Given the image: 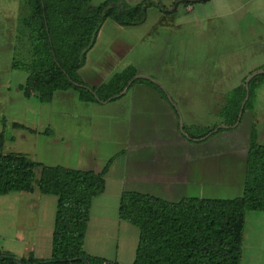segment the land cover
<instances>
[{"label":"crops","instance_id":"0c3cea01","mask_svg":"<svg viewBox=\"0 0 264 264\" xmlns=\"http://www.w3.org/2000/svg\"><path fill=\"white\" fill-rule=\"evenodd\" d=\"M173 1L167 4L169 10ZM184 1L176 0L173 10L183 9L177 13L176 22L170 23L175 28H152L165 17L157 6L147 10V18L152 14L151 28H145L147 19L133 26H123L112 19L121 28H104L111 21L107 19L79 70L84 82L95 87L108 82L116 72L133 65L139 76L153 77L165 86L168 98L144 83L133 84L122 96L106 102L83 101L75 89L55 91L50 102L26 98L32 104L26 102L25 107L33 108L36 121L29 126L19 123L37 131L33 133L21 128L28 133L22 136L23 141L31 139L30 151L6 150L7 138L2 150L4 154L22 153L45 166H64L97 173L108 166L105 191L95 197L91 205L84 248L87 253L112 263L133 264L139 242V228L119 217L120 198L124 191L151 194L173 202L184 197L242 196L253 122L258 131V142L264 143L261 140L264 115L262 119H256L264 85L257 91L259 104L245 110L237 128L204 141L195 140V143L181 130L185 108L195 107L194 111H198L201 102H204L203 106L216 113V107L221 109L226 103L225 94L241 85L247 74L263 66L245 69L229 90L234 85V74L242 66L237 68L226 64L209 76L206 73L195 78L193 73L185 76L179 68L178 57L165 59L160 64L148 63L147 60L151 61L150 50L147 52L146 49L147 46L149 49L157 45L150 42L153 36V39H159L163 31H170L168 41L174 40L173 49H178L185 31V28L178 27L193 22L202 24L207 19L225 20V24L234 22L239 27L243 24L244 27H251L255 22L254 25L259 24L257 28H264V0H191L195 5ZM248 18L252 22L247 24ZM261 38L264 42V36ZM237 64L245 65V62L239 60ZM203 83L204 87L200 89ZM199 98L205 100L200 101ZM0 127L3 131L2 123ZM47 129L50 134L44 133ZM217 146L220 148L217 149ZM216 157L219 159L216 160ZM224 158L237 162L233 169L235 173L238 171V177L230 175L222 179L226 184L222 189H233V197H220L216 194L221 193V188L213 187L221 182L215 180V175L222 177L226 170L233 171L232 160L226 166L222 162ZM201 168L203 171L212 168L214 176L210 178L207 174L205 178H199L195 173ZM40 174L41 168H37L36 177L39 178ZM95 201H98L100 211L93 216ZM57 206L58 197L42 193L37 184L33 191L16 190L0 195V252L19 261L30 255L37 259H50ZM114 207L115 212L108 211ZM249 211L258 214L252 213L248 219L246 212L241 264H264V211ZM10 227L15 230H10Z\"/></svg>","mask_w":264,"mask_h":264},{"label":"trees","instance_id":"16d2710c","mask_svg":"<svg viewBox=\"0 0 264 264\" xmlns=\"http://www.w3.org/2000/svg\"><path fill=\"white\" fill-rule=\"evenodd\" d=\"M28 1L32 12L26 26L30 29L32 56L29 61L14 59L12 64L29 73L26 82L19 86L26 98L50 102L55 91L75 89L83 101L106 102L119 98L136 83L147 84L168 98L161 84L139 76L133 65L95 87L88 86L79 73L107 19L133 26L147 19L151 6L159 7L164 13L167 6L155 0H142L132 6L123 0H105L99 5L91 4V0ZM262 85L264 66L227 94L219 112L222 125L203 128L199 133H190L184 127L186 136L204 141L236 127L245 110L255 107L257 91ZM6 122V117L0 119V124L5 126ZM11 125L37 133L16 121ZM44 133L51 131L47 129ZM5 140L3 130L0 132V195L16 190L33 191L37 184L42 193L58 197V206L50 259L30 255L19 261L0 252V264H119L91 255L84 248L91 205L105 191L108 166L99 173L45 166L22 153H2ZM37 168H41L39 178ZM249 210L264 211V143L258 142L255 122L242 196L184 197L173 202L151 194L124 191L119 217L140 231L133 264H241L245 215Z\"/></svg>","mask_w":264,"mask_h":264},{"label":"rangeland","instance_id":"374dc122","mask_svg":"<svg viewBox=\"0 0 264 264\" xmlns=\"http://www.w3.org/2000/svg\"><path fill=\"white\" fill-rule=\"evenodd\" d=\"M104 1L105 0H91V4L99 5ZM138 1L140 0H123V2L131 6L137 4ZM155 1L157 4L161 3L162 5L167 6V4L172 0ZM175 3L177 4L176 0L171 2L169 8L173 10L176 6ZM195 4L193 3V5ZM182 9L183 8L178 9L176 12L167 8L166 11H171L172 13H165V17L163 18L164 20L157 23L155 27H152V14H150V17L147 18V25H145V28H175V26L170 25V23L176 22L178 19L177 13L181 12ZM31 12V4L28 0H0V119L3 117H6L7 119L6 125L4 126V132L6 133L7 138L6 150L8 151L9 149H11V151L18 149L30 151L32 144L31 139L28 142L23 141L22 136H26L28 133L21 128L14 129L11 125L12 122L18 121L29 126L33 124V121H36V118L33 115V108L29 107V109H26L25 107L26 104H28L26 102H29V104H32V102L28 101L23 92L19 89L20 84L25 82L28 73L25 70L16 69L12 66L14 59L29 61L32 56L30 29L26 26V20L31 15ZM249 20L250 18L247 19V24ZM224 21L225 20L220 22L219 19L215 18L213 20L207 19L205 22H202V24L193 22L191 25L185 24L183 27L179 26L178 28H185V31L184 34H182L183 39L179 41V48H175V50L173 49L174 44H172L174 40L168 41L167 36L170 34V31L161 32L159 39H153V36L150 43L157 45L149 47V49L147 46L146 49L147 52L150 50L149 57L151 59V61L147 60V62L150 64H160L164 62L165 59L170 60L171 57H178L180 60L179 68L185 72V76H187V73H193L192 76L195 78H200L202 74L206 75V73L207 76H209V74L211 75L213 71L218 70L226 64L231 65V67L242 66L239 70H237L238 73L234 74V85L229 88L230 90L235 86V80L240 79L241 75H243L245 69L249 70L254 69L255 67L264 66V42L261 38L264 36V28H257L259 24L257 23V25H254L255 22L251 25V27H244V24L239 27L234 22L225 24ZM177 22L179 24V21ZM163 23L167 25L163 26ZM104 28L121 27H118V24L113 22L111 19V21H109ZM260 44L262 45V51H260ZM138 48L140 49L142 47ZM232 60L233 62L231 63ZM239 60H244L245 65L237 64ZM213 67H215L214 70ZM253 71L252 74L249 73L246 75L245 78L247 80L255 72H258L256 69ZM203 87L204 83L200 89ZM163 88L165 89V86H163ZM228 93L225 94V98ZM198 100L204 101L205 99L199 98ZM204 104V102H201V108H199L198 111H194L195 107L185 108L184 122L182 123L183 129L181 125V130L183 131L185 137L187 135L186 131H189L190 133H199V130H202L203 128H211L214 125L219 126V124L222 125L223 120L218 112L220 107H216L217 112L214 113L212 109L208 110L206 106H203ZM256 104H259V98H256L255 105ZM263 115L264 95L262 96L260 109L257 114L258 118L256 119H262ZM189 120H191V122ZM239 125L240 123L234 128H237ZM184 127L186 128V131L184 130ZM1 130L2 128L0 127V131ZM218 134L211 135L210 137L217 136ZM189 140L192 143L195 141V139ZM261 140H264V128ZM218 148L220 147L217 146V149ZM218 159L219 158L216 157V160ZM230 160H232L231 165L233 169V166L235 167L237 165L235 160L224 158L222 162H225L224 165L227 166ZM218 164L219 163L217 161V166ZM211 170L212 168L210 171H203L201 168L195 174H197L199 178H205L207 174L211 176L210 178H212L214 175ZM238 170L240 172V168H238ZM237 173H235V170L233 169L232 172L226 170V173H224L222 177L219 174L214 176L217 182L221 181L219 186H213L214 189L221 188L222 190L221 193L216 195L220 197H233V189H222L226 185L222 182V179L227 178L230 175L232 177H238ZM241 175L242 172L240 173V176ZM97 202L98 201H95L92 209L93 216L100 211L99 206H97ZM108 211L115 212V207L109 208ZM252 213L258 214L256 211H247L248 219ZM10 230L15 229L10 227Z\"/></svg>","mask_w":264,"mask_h":264}]
</instances>
